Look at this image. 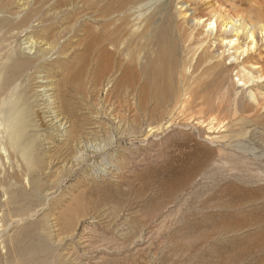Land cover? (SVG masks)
Instances as JSON below:
<instances>
[{
	"label": "rangeland",
	"instance_id": "rangeland-1",
	"mask_svg": "<svg viewBox=\"0 0 264 264\" xmlns=\"http://www.w3.org/2000/svg\"><path fill=\"white\" fill-rule=\"evenodd\" d=\"M182 1L171 0L169 3H164L167 5H164L161 10L157 9L150 18L151 30L160 25L162 28L165 27L163 30L169 32V29H171V32L173 31V39L177 40L178 36H181L180 42L175 43L177 45L176 53L174 52L177 58H175L177 63L179 62L177 70L178 72L180 71L176 77L181 74L186 78L185 82L190 86H195L196 83H199V81L193 82L192 79L194 77L200 76L201 79L207 77L206 75H201V73L202 69L207 68L209 63L201 65L202 68L199 71H194L193 68L197 57L204 53L210 58V64L214 62L220 63L224 77L221 80L226 81L225 85L228 87L229 92L235 96L236 102L253 109L260 108L258 105L264 101V75H260L262 78L258 79L259 74L252 72V79L246 77L245 84L237 82L241 77L238 66L241 63L242 56L238 61L228 58L235 49H245L247 42L240 39L237 45L227 46L223 49L214 38L218 33L212 32L203 43H198L204 39V35L200 30L201 26L197 30L192 29L193 27L190 23L192 12H185L184 7L186 5L180 9L182 4L178 3ZM185 1H188L192 8L195 7L197 9V6H201L198 7L197 14L199 12L203 13V11V14L208 13L206 7L211 3H216L215 5L220 6L222 10H227L235 4L231 0H205V3L195 0ZM239 2V0H236V3ZM13 4L16 5L15 2ZM0 16L2 17V14ZM176 32L178 34H175ZM25 35L27 33L17 34L12 40H9L10 49L12 48L19 53L21 58L31 59L33 56L32 52L29 54L28 51H20L24 47L21 41L25 42L27 38ZM182 35L185 36L183 37ZM168 37L170 35L168 36L166 32L165 40ZM223 37L234 41V37L231 35H224ZM181 43L183 45H180ZM87 45V42L83 45L85 50H87L86 53H82V47L78 48L76 49L77 51H74V55L72 51L73 53H69L67 58L60 57L58 64L53 66L50 72L45 70L42 72L43 74L36 73L29 76L31 80L25 79L22 81V83L27 82L25 89L27 93H30L33 101H37L33 95L34 91H36L35 87L51 85L56 95L62 98L60 100L64 101V103L67 102L68 106L70 105L69 109L80 110L78 114H73V119H70L72 122L76 121L75 128L78 129L77 131L80 132L83 128L90 129L89 135L86 136H91L90 138L95 140L96 143L105 145L104 150L107 152L103 150L104 152L100 154L93 153L92 155L86 150V162L79 164V166L73 163L72 171L69 170L72 165L70 161H72L71 158L74 154V149L70 147L71 145L63 146L61 145L62 143L57 141L54 142L56 147L50 149L52 150L50 152H46V145L42 149L38 146L39 156L44 152V160H53H51V170L42 181L47 184L42 185V188H51L54 191L52 192L55 201L49 205L48 210L44 211L49 216L51 224L55 223L56 217L73 216L75 213L73 209L81 211L82 207L83 210L81 212L85 217L83 215V218H81L82 213L80 212L81 221L76 227H73L75 231L72 233V238H70L71 235L65 238L66 234H64L63 242L60 241L57 247H52L49 252L45 253H42L38 248L39 243L35 238L36 235H40L42 228H39L38 233L35 232L38 226L35 229L24 230L21 234H18L16 230L13 231L12 233H14L15 238L17 237V240L10 247V258L17 256L19 264H264V211L257 208V204L251 207L245 205L249 198L241 194L243 190L252 192V196H254L252 200H256L255 202H261L264 198V195L259 196L262 192L261 190L264 189V181L260 179H264V177H260L258 167L252 165L254 157L264 154V143L262 144L264 132L256 131L257 129L248 122L237 121L234 126L229 122L225 127L224 123L220 129L221 131L219 130L218 133L211 135V137L228 136L226 139L227 145L221 144L222 148H224L218 151L219 142H217L218 144L209 145V143L203 141V136L205 137L206 135L204 134L205 131L204 133L200 131V136L198 137V133L196 134L195 132L199 131V128L194 131L189 129L190 126L186 128L183 126L181 122L183 117L177 116L179 110H173L176 108L175 101L172 102L170 107L166 108V112L170 111L164 116L162 121L164 128L158 131L157 128L159 126L156 123L157 121L159 122L161 109L156 111V114L151 113V117L139 114L140 116H138L132 126L125 123L122 126L120 125V127L118 125L117 128H114L115 125H112L113 122L109 115H112V111H115L114 108L116 106L110 109L106 107V111L100 102L97 103L99 106L96 105V101H94V98L92 99L90 91H85V88L82 87L87 82L92 81V53L90 47H88L90 50L86 49ZM79 53H82V55H79ZM248 53L246 55H255L254 57L258 60L259 66H264V38L261 41L258 40L257 47ZM85 57L89 58V63H87ZM54 58H56L55 55H52L50 59ZM80 59L81 61L79 62L78 60ZM81 66H83L82 69L85 71H81ZM255 70H258V68ZM230 71L233 72L230 74ZM82 73L84 74L82 75ZM210 80H212V77L207 79L206 82L208 83L203 82V84H210ZM148 104L144 107L147 111H150L154 108V104ZM38 105V120L34 119V121L41 126V133L47 134L52 128L48 127L47 122L41 115L39 108H42V104L38 103ZM149 106L152 108H149ZM85 107L92 109V113H87V119L82 117L83 113H86ZM99 109H103V113ZM263 112L264 110L260 109L258 113ZM122 114L124 115V112ZM252 114L253 112L250 113V116ZM124 116L132 119L129 117L131 114L128 115L127 112ZM202 116L208 118L209 115L204 113ZM169 117H172V119L169 120ZM175 118H177V121ZM77 119L84 120L83 125L85 126L80 125L79 127L81 122H78ZM217 119H220V116H217ZM262 119L258 118L257 121L260 122ZM179 121L180 123H178ZM194 123L192 122V124ZM177 124L181 127H173V125ZM134 125L136 126L134 127ZM127 128L130 131H127ZM148 128L152 130L149 131ZM173 130L175 132H172ZM108 131L109 133H106ZM255 132L258 133L253 136ZM49 135L53 139L52 133H49ZM50 136L49 138L51 139ZM41 141L37 145H40ZM109 143L111 144L108 146L107 144ZM239 145L248 152L250 149L255 148V156L249 155L248 152H240L238 150ZM164 149L166 152H164ZM89 151L92 152L93 150L90 148ZM103 154L109 156L106 157ZM110 156L117 157V160L115 159L116 163L113 162V164V160H109ZM101 157L102 159L100 160ZM64 163L68 165L66 166L68 170L62 168L65 167ZM121 166L124 167V170H122L120 175L116 173L115 167ZM89 170H93L99 177H94L93 181L91 179L87 180L84 172ZM101 171H104L103 174ZM232 191H235V194L230 196L229 194L234 193ZM78 204H81V206ZM70 205L71 207L72 205L74 206L70 208ZM258 206L260 207V205ZM225 208H229L227 213H225ZM41 216V214L38 215L34 221H37ZM58 227L51 228L52 238L49 240L50 243H54L55 235H61L59 231L61 228ZM58 239L59 236L57 237ZM119 244L121 247L117 248L118 250L113 248L114 245Z\"/></svg>",
	"mask_w": 264,
	"mask_h": 264
},
{
	"label": "bare ground",
	"instance_id": "bare-ground-1",
	"mask_svg": "<svg viewBox=\"0 0 264 264\" xmlns=\"http://www.w3.org/2000/svg\"><path fill=\"white\" fill-rule=\"evenodd\" d=\"M195 1L205 3V0ZM239 1V3H236V0H231V2L235 4L227 10H222L220 6L215 5L216 3H211L207 5L206 11H208V13L206 12L205 14H203L204 11L203 13L199 12L197 14V9L201 6L196 5L197 9L195 7L192 8L188 1L184 2L183 0L178 4H182L180 5V9L186 5V7H184L185 12H192V15H190L192 29L197 30V28L201 26L200 30L204 35V39L198 43H203L212 32L218 33L214 38L223 49L227 46L231 47L237 45L240 39L247 42L245 44V49L241 50L237 48L233 51V54L228 57L232 58L234 61H238L242 56L241 63L238 66L241 77L237 82L245 84L246 77L252 79V72L254 74H259L258 79L262 78L260 75H264V66L258 65V60L254 57L255 55H246L249 51L257 47L258 40L261 41L262 38H264V0ZM14 2L16 5L13 4ZM169 2H171V0H0V14H2V17L0 16V264H19L17 256L10 258V247H12L17 240V237L15 238L14 233H12L13 231L16 230L18 234H21L24 230L35 229V227L38 226L35 230V232L38 233L40 230L39 228H42L40 235H36L35 238L39 243L38 248L42 253H45L49 252L52 247H57L60 241L63 242L64 237L68 238L71 235L70 238H72V233L75 231L73 227H76L81 221V218H83L84 214L81 212L83 210L82 207L81 211L75 209L79 213L73 209L75 212H73V216L56 217L55 223L51 224L49 216H47L44 211L48 210L49 205L55 201V198H53L54 191L51 188H42V185H47L42 181L51 170L50 165L52 164V159L44 160V152L39 156L38 146L42 149V147L46 145V152H50L52 151L50 149L56 147L54 142L58 141L62 143L61 145L63 146L71 145L70 147L74 149V154L71 158L72 161H70L72 165L69 167V170L72 171V167L74 166L73 163L79 166V164L81 165L86 162V150L92 153V155L93 153L100 154L106 151L104 150L105 145L96 143L95 140L90 138L91 136H86L89 135L90 129L87 130L82 127V131H77L78 129L75 128L76 121L74 120V122H72L70 119H73V114H78L80 110L74 111L69 109L70 105L68 106L67 102L64 103V101L60 100L61 97L59 98V95H56L51 85H39L35 87L36 91H34L33 95L37 101H33L31 100L32 96L30 93H27L25 89L27 82L22 83V81L25 79L31 80L29 76L36 73L41 74L45 70L50 72L52 67L58 64L60 57L67 58L69 53L77 51L76 49L78 48L82 47L84 50H82V53H86L87 50L83 47L86 42L88 43L86 49H91L90 51L92 53V70L90 68L92 71V81L88 80L89 83L87 82L82 87L85 88V91H90L92 99L94 98V101H96V105L100 102V104L104 106L103 109L105 108L106 110V107L110 109L116 106V109L114 108L115 111L111 110L113 112L112 115H109L113 122L112 125H115L114 128H117L118 125L120 127V125L122 126L125 123L132 126L138 116H140L139 114L151 117L152 114H156L155 112L161 109L159 112V122L157 121L156 123L159 126V128H157L158 131L164 128L162 121L164 120V116L170 111L166 112V108L170 107L172 102L175 101L176 108L173 110H179L177 116L183 117L182 121L178 118L183 123V126L185 128L190 126L189 129H193L194 131L199 128V131L197 130V132H195L196 134L198 133V137L200 136V131H203V133L205 131L204 134L206 135L205 137L203 136V141L209 143V145L218 144L217 142H219L218 151H221L222 145H227L226 139L228 136L211 137V135L218 133L224 123L225 127L229 122H231L233 126L237 121L243 123L248 122L257 129L256 131L259 130L260 132H264V112L258 113L260 109L264 110V101L262 104L258 105L260 108L257 107V109L246 107L236 102L235 96L229 92L228 87L225 85L226 81L221 80L223 71H221L222 67L219 62L210 64L211 60L206 54L202 53L199 55L193 67L194 71H199L205 63H209V65H207V68H203L201 73V75H206L207 77L201 79L199 76L192 79L193 82L199 81L195 86L188 85L187 82H185L186 78L181 74L176 77L180 71L178 72L177 70L179 62L177 63L176 61L177 55L175 54V50L177 45L175 43L180 42L181 36H178L177 40L175 38L173 39V31L171 32V29H169V34L167 30H163L165 27L162 28L159 25L151 30L150 25V18L152 15L157 9L161 10L164 5H167L164 3ZM166 32L170 37L165 40ZM21 33H27V35H25L27 38L25 37V42L21 41L24 47H20L21 49H19L20 51H28L29 54L32 52L33 56L31 59L21 58L19 53L12 48L10 49L9 40H12L13 37ZM175 34L178 33L176 32ZM224 35H231L234 37V41L233 39L228 40L226 37H223ZM258 36H261V38ZM182 43L180 45H183ZM224 44L225 46H223ZM88 47H90V49ZM82 53H79V55H82ZM74 54L75 52L73 55ZM52 55H55L56 58L50 59ZM85 55L87 56V54ZM244 55L246 56L243 58ZM85 58L87 59V57ZM78 61L80 62L81 59ZM88 61L89 58L87 59V63H89ZM83 66H81V71L84 70L82 69ZM257 68L258 70H255ZM231 72L233 71H230V74ZM83 74L84 73H82V75ZM187 77L189 76L187 75ZM210 77H212V80L209 81L210 84L204 85L203 82H206ZM102 92H104V94H102ZM101 94L102 96H100ZM38 103L42 104V108H39V110L43 119L47 122L48 127L52 128L47 134L41 133V126L34 121V119L38 120ZM148 103L154 104V108L150 110L151 112L147 111L145 108V105ZM149 108L152 107L149 106ZM103 109L99 110L103 113ZM85 112L86 113H83L84 115H82V117L87 119V113H92V109L85 107ZM122 112H124V115L126 112L128 115L131 114L129 117L132 119H129L127 116L125 118ZM251 112H253V114L250 116ZM204 113L209 115L208 118L202 116ZM174 115L172 116L174 117ZM186 116L188 117L187 119ZM217 116H220V119H217ZM258 118H263L261 120L262 122H258ZM168 119L170 120L172 117ZM175 119L177 121V118ZM77 121L81 122L79 127L84 123L82 119H77ZM180 121L178 123H180ZM192 122L195 123L192 124ZM157 125L156 127H158ZM135 126L136 125H134V127ZM165 126L167 125L165 124ZM174 126L181 127L178 124L173 125V127ZM127 129V131H130L129 128ZM151 130L152 129H149V131ZM175 130L172 132H175ZM194 131H192V133H194ZM49 133H52L53 139ZM106 133H109V131ZM257 133L258 132L253 133V136ZM234 136L236 135L234 134ZM110 137L112 138V136ZM40 141L41 144L37 145ZM227 142L229 141L227 140ZM263 143L264 139H262V144ZM110 144L111 143L107 145L109 146ZM90 148L93 150L92 152L89 151ZM238 150L242 153L248 152L244 150L241 145L238 146ZM255 151L256 149L252 148L249 150L248 154L255 156ZM164 152H166V150ZM103 156L106 155L103 154ZM101 159L102 157L100 160ZM110 159L113 160L112 163H116L117 157L110 156L109 160ZM65 163V167L62 168L68 170L66 167L68 165ZM252 165L257 166V169L260 171V177H264V154L254 157L252 159ZM123 168L122 166L115 167L116 173L121 175L122 170H124ZM101 172L103 174L104 171ZM84 174L87 180L91 179L93 181L94 177H99L93 170L86 171ZM260 180L264 181L262 178ZM261 191L264 192V189ZM232 192L234 193L229 194L230 196L235 194V191ZM262 192L259 196L264 195ZM241 194L249 198V200L245 202V205L251 207L257 204V208L264 211V198L261 202H255L256 200H252V197H254L252 196V192L243 190ZM78 201L76 202L80 203ZM258 205H260V207ZM73 206L74 205H72V207ZM79 206H81V204ZM72 207L70 205V208ZM224 210L225 213H227L229 208H225ZM80 212L82 213L81 218L79 216ZM40 214L42 216L37 221H34ZM31 221L32 223L29 224ZM58 226L61 228L59 230L61 235L57 234L59 236L58 240V236L55 235L54 243H50L49 240L52 238V232L50 230ZM64 234L66 235L63 237ZM119 247H121L120 244L113 246L116 250H118ZM54 252H56V250H54Z\"/></svg>",
	"mask_w": 264,
	"mask_h": 264
}]
</instances>
